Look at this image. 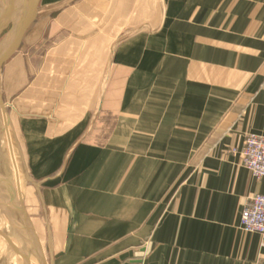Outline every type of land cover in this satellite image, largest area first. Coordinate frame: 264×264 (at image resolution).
<instances>
[{
	"label": "crops",
	"instance_id": "0c3cea01",
	"mask_svg": "<svg viewBox=\"0 0 264 264\" xmlns=\"http://www.w3.org/2000/svg\"><path fill=\"white\" fill-rule=\"evenodd\" d=\"M55 2L11 100L47 263L264 264L240 224L264 194L240 158L264 136V0Z\"/></svg>",
	"mask_w": 264,
	"mask_h": 264
},
{
	"label": "rangeland",
	"instance_id": "374dc122",
	"mask_svg": "<svg viewBox=\"0 0 264 264\" xmlns=\"http://www.w3.org/2000/svg\"><path fill=\"white\" fill-rule=\"evenodd\" d=\"M47 3L48 0H41L39 7L41 15H43L45 10L47 9ZM60 7L61 0H56L52 11H56L57 9L59 10ZM56 15L57 14L55 12L53 16ZM46 30L47 28L44 29V31ZM8 32L9 30H6L4 32L1 37V40L4 39ZM20 54H22L23 56H21ZM30 55L31 53H16L13 58L4 65L1 73V87L3 90V98L8 109L10 119L12 120V125L10 126L20 169L19 174L15 172L10 158L9 148L7 144H2L0 147V179L3 180V182L0 181V227L7 234L12 235L21 240L22 245L19 247L16 239L14 238L6 240L7 246L5 250L2 249V253L0 254V264H17L16 261H18L19 259L16 258L17 254H15L13 251H16V249L18 248H21L23 250V253L26 256L25 260L27 263L32 264L34 262V264H38L35 259V252L30 246V237L28 235V232L25 230L24 221L20 217L19 213L14 210L12 204V195H15V201L20 206H24L28 216L31 219L29 213L34 212L35 209H32L29 206L31 199H34L33 192L35 188L33 187L34 185L31 184V182L33 181L31 180L32 177L30 176L28 168V166H30V155L27 153L26 140L22 136V133L18 130L16 123L17 115L15 114L12 108L13 106L11 105V100L14 99L15 93L19 90L16 89V86L21 85H19V77H21L22 79V85L27 84L29 81V78L26 76L25 82H23V77L25 76L24 73L28 70V67H30V64H28V58L30 57ZM30 62L32 65H34L35 69H40L42 67L41 63L43 64V58H38L36 56ZM45 67L46 66H44V69H46ZM29 69L31 70V67ZM16 74L17 76H14ZM45 76L46 75H42V77ZM13 81L14 83L16 81L15 86L13 85ZM34 85L37 86L39 85V83H37V85ZM27 94V92L24 93V97H28ZM14 105L17 110L20 109L18 101Z\"/></svg>",
	"mask_w": 264,
	"mask_h": 264
},
{
	"label": "water",
	"instance_id": "95a60500",
	"mask_svg": "<svg viewBox=\"0 0 264 264\" xmlns=\"http://www.w3.org/2000/svg\"><path fill=\"white\" fill-rule=\"evenodd\" d=\"M40 2L41 0H25V5L23 6L24 8L22 9V12L19 13L20 18L16 20V22L11 19L9 21L4 20L3 23L0 24V109H2V111H5L7 108L4 102L3 90L1 87L2 69L4 65L13 58L15 53L20 48L28 30L35 23L38 17ZM6 30H9V32L6 34L4 39L1 40V37ZM12 200L14 210L19 213L20 217L24 221L25 230L28 232L29 237L32 238L30 239L32 240L31 246L35 251L36 257H38L37 260L40 262V264H48L40 239L38 238L33 223L28 216L24 206H20L19 204H17V202L15 201V195H12ZM0 234L10 240L8 234L1 227Z\"/></svg>",
	"mask_w": 264,
	"mask_h": 264
},
{
	"label": "built area",
	"instance_id": "2783aa9c",
	"mask_svg": "<svg viewBox=\"0 0 264 264\" xmlns=\"http://www.w3.org/2000/svg\"><path fill=\"white\" fill-rule=\"evenodd\" d=\"M231 153L237 151L232 149ZM242 165L251 175L264 178V136L248 134L240 151ZM241 228L246 233H257L264 238V194L250 196L241 214Z\"/></svg>",
	"mask_w": 264,
	"mask_h": 264
},
{
	"label": "bare ground",
	"instance_id": "6f19581e",
	"mask_svg": "<svg viewBox=\"0 0 264 264\" xmlns=\"http://www.w3.org/2000/svg\"><path fill=\"white\" fill-rule=\"evenodd\" d=\"M24 1L25 0H0V24H2L4 20L9 21L11 19H13L16 22V20L20 18L19 13L22 12V9L24 8L23 7L25 5ZM10 125H12V120L10 119L8 109L6 108L5 111H2V109H0V147L2 144H7L10 151V158L12 161V165L14 167L15 172L19 174L20 168L16 156L15 145H14L15 143ZM0 181L3 182L2 179H0ZM8 237L10 239L11 235L8 234ZM30 239L29 241L31 244L32 240ZM6 240L8 239L0 234V254L2 253V249L5 250L7 246ZM35 259L37 263L40 264V262L37 260L38 257H36V255H35Z\"/></svg>",
	"mask_w": 264,
	"mask_h": 264
}]
</instances>
